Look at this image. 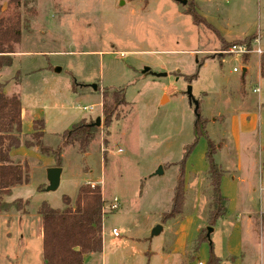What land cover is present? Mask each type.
<instances>
[{"label":"rangeland","instance_id":"obj_1","mask_svg":"<svg viewBox=\"0 0 264 264\" xmlns=\"http://www.w3.org/2000/svg\"><path fill=\"white\" fill-rule=\"evenodd\" d=\"M26 1L15 8L10 0H0V17H20L24 27L18 47L28 53L17 58L20 82L13 85L27 111L22 135L16 136L32 141V121L49 122L41 138L49 155L37 148L12 151V162L27 169L29 182L0 197V204L21 201L19 209L0 210V264H43L39 206L47 203L62 211L64 196L73 206L86 184L102 187L104 228L111 234L116 227L120 235L107 237L103 264H207L211 255L221 264H264L260 58L243 79L242 71L232 69L245 68L253 55L246 65L243 58L220 55L231 45L224 47L217 39L230 25L235 36H261L264 49V0H187L211 28L194 25L184 14L188 4L174 0ZM145 68L150 72L143 74ZM258 83L260 94L253 93ZM92 85L110 92L109 97L123 92L125 103L117 105L118 120L108 129L100 115L102 95ZM188 86L199 103L206 134L217 146L214 162L223 171L220 190L227 211L213 226L204 136L197 138L184 164L182 212L164 219L172 207L178 164L196 137ZM241 116L253 126L239 131L237 142L234 132ZM98 117L101 125L83 153L68 133L81 120ZM61 129L67 131L51 136ZM58 165L60 185L48 192L46 171ZM113 198L118 208L109 213ZM157 227L161 232L152 236ZM208 227L213 229L210 242ZM100 261L98 257L88 264Z\"/></svg>","mask_w":264,"mask_h":264},{"label":"trees","instance_id":"obj_2","mask_svg":"<svg viewBox=\"0 0 264 264\" xmlns=\"http://www.w3.org/2000/svg\"><path fill=\"white\" fill-rule=\"evenodd\" d=\"M15 8L27 3L26 0H10ZM22 3V4H21ZM188 8L185 15L192 18L194 25L211 26L198 14L193 1H188ZM23 25L19 16L0 17V70L11 67L12 55L15 47L20 44ZM255 38L254 35L242 40L250 44ZM224 47L242 43L233 41L226 43L220 40ZM249 56L243 57V64L246 65ZM259 75L264 78V54L260 57ZM195 76L189 77L192 81ZM3 86L0 85V197L9 196L12 188L29 182L27 169L16 165L10 159V151L13 148L24 146L25 148H37L41 153L49 155L41 138L44 136L43 120L33 122L32 141H22L14 133L21 132V104L17 96L7 97L3 93ZM98 92H100L97 89ZM102 95V117L103 127L108 129L114 120H118L115 109L118 104H124L122 90L111 92L110 97L107 91L100 92ZM110 99V100H109ZM95 121L87 122L84 119L74 125L68 135L69 139H76L83 153L87 151L90 142L93 140L99 127L94 126ZM205 123L202 118L195 121V140L187 146L183 159L178 164V174L174 188L171 210L164 216L165 220L176 218L182 212L185 202V162L191 149L194 147L197 138L204 136L207 141L206 163L208 168V185L211 189V206L208 215L210 225L213 226L217 220L223 219L227 211V198L220 190L223 171L214 162L213 156L217 146L209 139L205 131ZM60 160V150L56 152ZM60 165H58L59 167ZM64 210H54L47 203H42L37 211L41 219L42 231V259L43 264H84V256L102 252V223L104 201L101 189L98 186L91 187L86 184L80 187L77 198L72 206L70 198L64 196ZM21 201L12 203H1L0 210L7 212L11 207L19 209ZM207 264H221L214 255L210 256Z\"/></svg>","mask_w":264,"mask_h":264},{"label":"crops","instance_id":"obj_3","mask_svg":"<svg viewBox=\"0 0 264 264\" xmlns=\"http://www.w3.org/2000/svg\"><path fill=\"white\" fill-rule=\"evenodd\" d=\"M223 32L224 33H222V32H220V33H218L217 34V39H219L218 40V42H220V40H224L225 42H233V41H242V40H244V39H246V38H248L249 36H251V34H243V35H241V36H235L234 35V33L232 32V30H231V27H230V25L228 26V29L227 28H224V30H223ZM234 35V36H233ZM261 37V36H260ZM220 44H221V42H220ZM20 47V44L19 45H17V47ZM19 47L17 48V52H15L13 55H12V59H13V63H12V66L11 67H5V68H3V69H1L0 70V85H3V93L7 96V97H12V96H17L18 97V99H19V101H20V104H21V124H22V126H21V132H20V134L22 135V129H23V120H24V117H26V115H27V111H24V109L22 108V102H21V97H20V95L17 93H14V91H13V85H18L19 84V82L20 81H18L19 80V77H20V74H21V66H20V64H19V61L17 62V58L19 57H21V55H23V54H28V53H24V52H22V51H20L19 50ZM264 50V49H263ZM253 58V59H252ZM251 58V61H250V63L245 67V73H242V77H243V79L245 78V75L248 73V70L251 68V65L253 64V61H257V63H258V57H255V55H253V57ZM234 67H238V66H234ZM233 67V68H234ZM243 67V66H242ZM257 67H258V74H259V63H258V65H257ZM29 74V73H28ZM18 76V78H17V80L15 81V80H13L14 78H16ZM12 86V88H11V90L9 91V86ZM255 88H258L259 89V93H256V94H260V87H259V83H258V85L255 87ZM254 88V89H255ZM254 93V92H253ZM99 106H100V108H101V112H100V115H101V113H102V97H101V102H100V104H99ZM244 117L243 116H241V118L238 120V123H237V131L236 132H234L235 133V139H236V141L237 142H239V139H240V133H239V131L240 132H242L243 130H244V127L245 128H249V127H251V126H253L251 123H246V122H244ZM56 120V119H55ZM35 120H33L32 122H34ZM31 122V123H32ZM49 125V122L48 123H46V122H44V136H45V134L47 133L46 131V129H47V126ZM31 126H32V124H31ZM67 130L66 129H61V130H59V131H57V132H54L55 134H53V135H51V136H57V137H60V135L62 134V133H64V132H66ZM248 132V131H247ZM48 133H50V134H52L51 132H48ZM15 135H17V133H14ZM20 148H24V146H20V147H18V148H13V149H11V151H10V159L11 160H13L12 159V151L13 150H16V149H20ZM34 149V148H33ZM37 151H39V150H37ZM52 167H57V166H50V167H48V169L49 168H52ZM62 170V169H61ZM61 174H62V171H61ZM60 178H61V176H60ZM97 184V183H96ZM59 185H60V183H59ZM98 185V184H97ZM99 187H100V189H101V194H102V198H103V201H105V193H104V190H102V187L100 186V185H98ZM110 198V197H109ZM114 199V198H113ZM113 199H111V201L113 200ZM111 202H110V200H109V203H108V205L107 206H109V204H110ZM104 207H105V205H104ZM109 213H112V212H109ZM104 218V217H103ZM112 229H116V227H113V228H111V231H112ZM107 237L108 238H111V239H113V238H119L120 237V235H119V237H114L113 235H112V233L110 234V233H107V231L105 230V228H104V221H103V223H102V243H103V248H104V245H105V243H106V239H107ZM40 239H41V237H40ZM103 248H102V252L101 253H98V254H88V255H85L84 256V264H88V261H93V260H95V263H96V259H98V257H101V264H103L104 263V255H103ZM99 255H101V256H99ZM199 264H201V263H199Z\"/></svg>","mask_w":264,"mask_h":264},{"label":"water","instance_id":"obj_4","mask_svg":"<svg viewBox=\"0 0 264 264\" xmlns=\"http://www.w3.org/2000/svg\"><path fill=\"white\" fill-rule=\"evenodd\" d=\"M182 5H186L187 0H174ZM58 71V70H56ZM150 70L148 68H145L143 71V74L145 73H149ZM242 73H245V68H242ZM156 77H165L166 74L165 73H154L153 74ZM91 89H93L94 91H97V86L96 85H92ZM186 97L188 99L189 105L193 106V112L195 114L196 119H199L200 115L198 114V109H199V103L198 101L194 98L193 94H192V89L190 86L187 87L186 89ZM101 125V119L98 117L95 120L94 126L99 127ZM61 168L60 167H52L47 169L46 171V179L48 182V186L46 191H55L57 190V188L59 187V183H60V176H61ZM159 232H161V228L157 227L154 228V230L152 231V236H155L157 234H159ZM206 238L207 240L210 242V235L213 232V229L211 227H208L206 230Z\"/></svg>","mask_w":264,"mask_h":264},{"label":"built area","instance_id":"obj_5","mask_svg":"<svg viewBox=\"0 0 264 264\" xmlns=\"http://www.w3.org/2000/svg\"><path fill=\"white\" fill-rule=\"evenodd\" d=\"M260 41L261 38L260 36H257L252 40L250 44H247L246 42H242L239 44H233L231 45L227 50L219 52L220 55H232L233 57H240L243 58L244 56H250V55H255L256 57L260 58L264 54V50L260 47ZM242 71V68L234 67L232 69L233 73H240ZM254 93H259V89L255 88L253 90ZM89 110H92V107L89 108ZM91 187H94L91 185ZM118 208V201L117 199H113L112 202L108 206V212H113ZM103 213L105 215V210L103 208ZM112 235L114 237H119V232L117 229H112L111 231Z\"/></svg>","mask_w":264,"mask_h":264}]
</instances>
